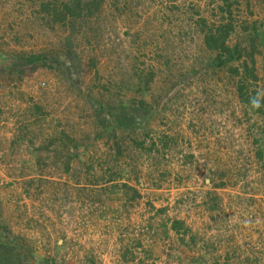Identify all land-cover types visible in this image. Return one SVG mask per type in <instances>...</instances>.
Returning a JSON list of instances; mask_svg holds the SVG:
<instances>
[{
    "label": "rangeland",
    "instance_id": "rangeland-1",
    "mask_svg": "<svg viewBox=\"0 0 264 264\" xmlns=\"http://www.w3.org/2000/svg\"><path fill=\"white\" fill-rule=\"evenodd\" d=\"M0 264H264V0H0Z\"/></svg>",
    "mask_w": 264,
    "mask_h": 264
},
{
    "label": "trees",
    "instance_id": "trees-1",
    "mask_svg": "<svg viewBox=\"0 0 264 264\" xmlns=\"http://www.w3.org/2000/svg\"><path fill=\"white\" fill-rule=\"evenodd\" d=\"M226 52L229 53L228 50H227ZM218 59H219V63H218V64H224V63H226V60L223 61V60H221L220 58H218Z\"/></svg>",
    "mask_w": 264,
    "mask_h": 264
},
{
    "label": "clouds",
    "instance_id": "clouds-1",
    "mask_svg": "<svg viewBox=\"0 0 264 264\" xmlns=\"http://www.w3.org/2000/svg\"><path fill=\"white\" fill-rule=\"evenodd\" d=\"M258 106H259V102L258 101L253 103V107H258Z\"/></svg>",
    "mask_w": 264,
    "mask_h": 264
}]
</instances>
